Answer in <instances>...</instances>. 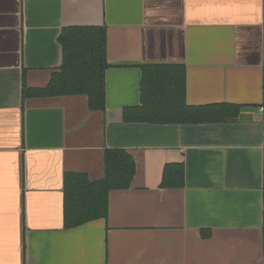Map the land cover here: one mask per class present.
Segmentation results:
<instances>
[{"label":"crops","instance_id":"1","mask_svg":"<svg viewBox=\"0 0 264 264\" xmlns=\"http://www.w3.org/2000/svg\"><path fill=\"white\" fill-rule=\"evenodd\" d=\"M106 33L105 110L84 95L25 97L60 72L64 29ZM177 67L192 107L230 122H126L143 68ZM136 163L107 219L66 228L65 177ZM185 186L162 187L166 166ZM264 0H0V264H264Z\"/></svg>","mask_w":264,"mask_h":264},{"label":"trees","instance_id":"2","mask_svg":"<svg viewBox=\"0 0 264 264\" xmlns=\"http://www.w3.org/2000/svg\"><path fill=\"white\" fill-rule=\"evenodd\" d=\"M106 33L103 28L69 27L62 31L60 44L63 62L50 85L33 90L25 88V97L84 95L94 111L105 110ZM141 106L125 112L126 122L158 125H204L230 122L240 114V106L220 105L192 107L186 103V79L177 67L149 66L143 68ZM105 177L91 182L86 176L65 177L66 228H75L91 220L107 219L109 193L129 189L136 174V163L125 150L107 149ZM184 166L172 164L165 168L162 187L185 186ZM264 236V214H263Z\"/></svg>","mask_w":264,"mask_h":264},{"label":"water","instance_id":"3","mask_svg":"<svg viewBox=\"0 0 264 264\" xmlns=\"http://www.w3.org/2000/svg\"><path fill=\"white\" fill-rule=\"evenodd\" d=\"M241 111L243 112V113H253V112H255L256 110L255 109H250V108H242L241 109Z\"/></svg>","mask_w":264,"mask_h":264}]
</instances>
